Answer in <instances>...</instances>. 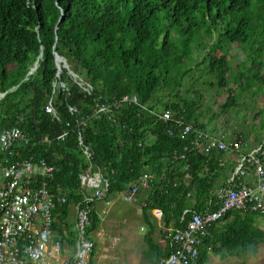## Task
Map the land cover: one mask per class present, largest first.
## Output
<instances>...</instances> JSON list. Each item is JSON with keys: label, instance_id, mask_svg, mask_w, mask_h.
<instances>
[{"label": "trees", "instance_id": "16d2710c", "mask_svg": "<svg viewBox=\"0 0 264 264\" xmlns=\"http://www.w3.org/2000/svg\"><path fill=\"white\" fill-rule=\"evenodd\" d=\"M224 43L234 45L235 62L218 53ZM54 52L92 88L82 91L62 71L66 87L55 93L51 114L44 105L56 72ZM34 63L36 69L27 75ZM202 65L212 78L209 85L229 92L224 110L247 92L264 97V0H0V91L6 90L0 98V130L17 126L27 135L15 146V158L43 157L53 165L44 180L53 194L65 196L56 204L59 214L52 226L57 234L65 231L62 224L67 227L69 208L86 193L79 173L90 165L107 183L99 200L110 202L138 178L145 163L151 164L154 178L140 192L147 198L141 213L148 224L143 240L156 260L169 249L161 251L150 236L156 229L149 220L153 208L164 225L179 228L190 216H182L184 209L203 212L209 199V208L217 207L216 178L227 164L218 162L217 153L201 154L188 146L175 122L152 113L169 107L183 124L214 126L200 109L201 91L194 99L183 91ZM99 95L112 101L135 95L138 104L122 102L111 113L94 115ZM97 202L89 212V231L100 221ZM261 213L227 211L209 228L195 264L206 262L208 248L224 258L264 241L254 217Z\"/></svg>", "mask_w": 264, "mask_h": 264}, {"label": "built area", "instance_id": "2783aa9c", "mask_svg": "<svg viewBox=\"0 0 264 264\" xmlns=\"http://www.w3.org/2000/svg\"><path fill=\"white\" fill-rule=\"evenodd\" d=\"M69 72L84 91L91 90V85L87 81ZM64 86V82L57 76L52 82V95L44 106L46 112L54 113L53 95L58 88ZM2 95L3 93H0V97ZM126 100L135 102L136 98L123 96L110 103L100 102L93 108L92 114L111 113ZM68 109L75 111L72 107ZM152 113L164 122H175L180 127L179 136L185 137L186 144L196 148L199 153L233 152L237 160L233 172L221 181L223 186L218 187L215 209L209 208L212 203L209 199L207 208L203 212L188 208L183 210L182 216L184 214L190 216L182 227L164 228L169 252L159 260L158 264H195L199 247L210 234L209 228L217 225L227 211L230 209L264 211V135L254 146L244 149L245 142L242 141V136L230 127L221 126L220 123L204 128L192 126L190 123L183 124L181 117L175 118V112L169 107ZM87 118L81 116L80 120L85 121ZM18 132V129L13 127L3 128L0 131V152L7 154L0 160V264H54L55 262L56 264H93L92 236H101V231L88 230L89 212L92 203L101 195L102 182L104 187L107 185L100 170L90 165L79 173L80 185L88 188L89 192L76 205L73 256L60 258L62 245L59 238L53 234L52 223L58 214L56 204L64 203L65 196L52 194L43 179L54 170L53 165L47 163L44 158H38L36 161L31 157L10 161L8 156L13 155L15 146L27 139L25 133L19 136ZM168 132L172 133V130ZM78 133V141L81 143V135L80 132ZM82 151L87 158L90 156L86 147ZM38 176L42 177V180H39ZM153 178L151 164L145 163L143 171L129 189L120 193L121 198L133 201L137 190L146 187ZM32 182H36L37 185L32 187ZM153 213L164 225L159 209H154Z\"/></svg>", "mask_w": 264, "mask_h": 264}, {"label": "rangeland", "instance_id": "374dc122", "mask_svg": "<svg viewBox=\"0 0 264 264\" xmlns=\"http://www.w3.org/2000/svg\"><path fill=\"white\" fill-rule=\"evenodd\" d=\"M234 48V45H227V43H224L218 50V53L226 54L227 59L232 63L237 60V58H235L236 55H234ZM240 57L241 56H239V58ZM244 63L245 62L242 64ZM230 67L235 68L234 65H231ZM206 69L207 66L202 65L201 70L199 69L197 72H192L194 73L192 74V80L185 81L183 86V91L186 92L185 94H188L190 98L194 99L198 94V91H201L203 97L201 98L200 109L204 112L205 120L209 118L210 124L215 121V119H219L220 117L224 118V116L232 114L231 117H234H230V120L234 126H225V123L224 126L230 128H235L236 126L241 129V131L247 133V136H251L254 142L258 141L261 134L260 130H264L263 93L259 92L255 94L247 92L237 99L236 106H230L227 110H224L221 104L229 96V92L222 87H219L216 90L210 86L209 81L212 78L208 77L205 73ZM203 79L206 80V85L200 84ZM231 89L233 94L238 92L236 84H231ZM260 111L262 112L261 118H255L254 114L260 113ZM253 124H255L254 127ZM97 205L99 208L105 209L106 212H104L103 215H98L100 221L96 230L101 231V236L97 235L96 238L97 242L94 264H147V260L143 258L145 253H149V248L143 241L145 232L139 230L137 227L130 229V227L125 224V221H122V217L117 214L118 212H116L119 206L125 207L124 210L128 212L130 207L134 204L120 201L113 196L110 197L108 205L102 200H99ZM254 217L255 224L264 230V213L254 215ZM115 221L119 223L118 228H115ZM158 226L163 229L160 220ZM115 232H120L121 234L118 237V240L116 239L117 236H115ZM124 232L129 233V235H125ZM131 232L133 233V240L129 237ZM144 247H146L145 252L143 249ZM218 256V253H208V258L204 264H264V241L255 246H251L249 249L228 255L223 260Z\"/></svg>", "mask_w": 264, "mask_h": 264}, {"label": "crops", "instance_id": "0c3cea01", "mask_svg": "<svg viewBox=\"0 0 264 264\" xmlns=\"http://www.w3.org/2000/svg\"><path fill=\"white\" fill-rule=\"evenodd\" d=\"M231 115H226V116H224V118L220 117L219 119H215V121H213V124L220 123L221 126H224V123H225V126H229V125L234 126L232 124V121L230 120ZM261 116H262V112L260 111L259 117H261ZM233 117H231V118H233ZM254 126H255V124H253V127ZM236 128H237V132L239 134H241V136H242V141L245 142V144H243V148L244 149H248V148L254 146L261 139V137L264 135V130H260L261 134L259 136V139H258V141L254 142L252 140L251 136H247L248 135L247 133H245L244 131H241V129H239L238 127H236ZM220 157H221L220 164L221 165L227 164V166L225 167L224 172L222 174L220 173V175H218V177L216 178V185H217L216 189L218 187H220L221 185H223V183H221V181L223 179H226L227 177L230 176V174H231V172L233 170L234 164L236 162V158H235V155L233 153H225V154L220 155ZM221 176H223V178H221ZM144 188H147V187H141V188L138 189V193H137V196H136V197H139L138 201H137V198H136V200L134 202H128V203H133L134 204L133 206L130 207L128 212H126L124 210L125 207H123V206L122 207L119 206L118 210H116V212H118L117 214L120 217H122V221H125V224L127 226H129L130 229H133V228L137 227L139 230H143V232L146 233L147 230H148V224L145 222V220L142 217L141 208L145 204L147 198H146V196L144 194L140 193L141 190H143ZM115 198H117L120 201H123V199L120 197L119 193H117ZM106 205H108V204H106ZM96 209H97L96 210L97 214L99 216L101 214L103 215V213L106 212L105 209L99 208L98 205L96 206ZM154 209H156V208H153L149 212L150 213L149 214L150 215L149 216V220L152 217L153 221L156 223L155 224L156 229H155L154 232H152L150 234V236L152 238L153 243H155L160 248L161 251H164L167 248L169 249L168 242H167V240L164 237V228L167 227V226L166 225H162L163 229H161L158 226L160 219L158 217L154 216V213H153ZM75 216H76V205H72L69 208L68 214H67V217H68V219H67V222H68L67 223V227L65 226V224H62V226H61V228L63 230H65V231H62V233L60 232V234H57V231L56 232L54 231L56 236L61 240V243H62V256L63 257H72L73 253H74V248H73V238H74L73 226H74ZM118 227H119V223L115 221V228H118ZM96 229H95V231H96ZM124 233H125V235H129V233H127V232H124ZM120 235H121L120 232H115V236H117L116 237L117 240H118V237ZM132 235H133V233L131 232V235L129 236L131 238V240H133L132 239ZM95 237H97V235ZM143 249H144V252H145L146 251V247H144ZM117 252H120V251H117ZM210 252L211 251L208 248L207 249V253H210ZM165 256L160 257L159 260L161 258L165 257ZM143 258L147 260V264H158V262H159V260H156V256L151 251V249H149V253H147V254L145 253V255H143ZM225 258H226V256L224 258H220V259L223 260Z\"/></svg>", "mask_w": 264, "mask_h": 264}, {"label": "bare ground", "instance_id": "6f19581e", "mask_svg": "<svg viewBox=\"0 0 264 264\" xmlns=\"http://www.w3.org/2000/svg\"><path fill=\"white\" fill-rule=\"evenodd\" d=\"M54 54H55V66H56V72H55V76H54V79L52 80V82L57 78V76H58V78L61 80V81H63L64 82V84H65V86L63 87V88H65L66 87V83H65V81L61 78V72L62 71H65V73L70 77V79L82 90V91H84L75 81H74V79H73V77H72V75H71V73L69 72V71H71L72 73H74V74H76V75H78L79 77H81L83 80H85V81H87L83 76H81L80 74H78V73H76L72 68H70L69 67V65L67 64V61H66V59L64 58V57H61V56H59L56 52H54ZM36 67H37V64L36 63H34L29 69H28V71H27V75H31L32 73H33V71L36 69ZM31 70V72L29 73V71ZM52 82H51V92H52ZM88 82V81H87ZM89 83V82H88ZM90 84V83H89ZM91 85V84H90ZM91 88H92V85H91ZM60 89H62V87H60V88H58L57 90H56V92L58 91V90H60ZM91 91V90H90ZM89 91V92H90ZM6 91H2V92H0V93H3V95H4V93H5ZM55 92V93H56ZM84 92H86V91H84ZM89 92H86V93H89ZM55 93H54V95H53V98H52V104H53V101H54V98H55ZM3 95L1 96V97H3ZM52 94H50L49 95V98H50V96H51ZM124 96H128V95H124ZM132 96H135V95H131V96H128L129 98H131ZM0 97V98H1ZM123 97V96H122ZM121 97V98H122ZM48 98V99H49ZM121 98H119V99H121ZM135 98H136V96H135ZM116 100V99H115ZM115 100H113V101H115ZM48 101V100H47ZM112 100H108L107 98H105L104 100H103V98H101V96L99 95L98 96V99H97V101L95 102V106L93 107V108H95L96 107V104H99L100 102H108V103H110V102H113ZM123 102H131V103H135V104H138V101H137V98H136V101L135 102H133V101H123ZM47 103V102H46ZM122 103V102H121ZM45 106V105H44ZM53 109H54V106H53ZM45 111V110H44ZM46 112V111H45ZM54 112H55V109H54ZM47 113H50V112H47ZM104 113H106V112H104ZM51 114H54V113H51ZM13 128H17L18 129V135L19 136H22L23 134H21V132H20V130H19V127H17V126H13ZM2 130V129H1ZM0 130V131H1ZM180 137V136H179ZM181 138V137H180ZM182 139L183 140H187L185 137H182ZM24 140H26V139H24ZM23 140V141H24ZM215 153H217L218 155L216 156L217 157V159H218V162L220 163L221 162V157H220V155H222V154H224L223 152H215ZM228 153H233V152H228ZM212 153H209V154H206V155H211ZM234 154V153H233ZM85 155V154H84ZM235 155V154H234ZM4 156H7V154L6 153H1L0 152V160H1V158H3ZM86 156V155H85ZM9 157V159H10V161H14L15 159H25V158H15L14 157V153H13V155L12 156H8ZM180 157L182 158V157H184V155L183 154H181L180 155ZM40 158H43V157H40ZM87 158V157H86ZM38 159V158H37ZM36 159V160H37ZM36 160H33V161H36ZM236 164H237V160H236V162H235V164H234V167H233V170H234V168H235V166H236ZM233 170H232V172H233ZM82 172V171H81ZM80 172V173H81ZM231 172V173H232ZM101 173V172H100ZM47 176H49V175H47ZM46 176H44L43 177V179L45 178ZM103 178V177H102ZM160 178H161V176H160ZM38 179L39 180H42V177H40V176H38ZM80 180V179H79ZM103 181H105L104 180V178H103ZM106 182V181H105ZM34 183H36V182H34ZM33 182L31 183V186H32V184H34ZM132 184H130L128 187H127V189H125V190H123V191H120L119 192V194L121 193V192H124V191H127L128 189H129V187L131 186ZM48 186V185H47ZM81 186V185H80ZM107 186V185H106ZM105 186V187H106ZM223 186V185H222ZM32 187H34V186H32ZM82 187V186H81ZM105 187L103 186V182H102V188H101V195L93 202V203H96L99 199H101V197L103 196V192H104V189H105ZM147 187V186H146ZM82 188H84L85 190H86V193L83 195V197H82V199L84 198V196L89 192V189L88 188H85V187H82ZM218 190V189H217ZM51 191V190H50ZM137 193H138V190H137V192H136V194H135V199L133 200V201H126V200H124L123 199V201H125V202H134L135 200H136V196H137ZM216 193H217V191H216ZM53 194V193H52ZM54 195H58V194H54ZM60 195H63V194H60ZM121 197V196H120ZM82 199L80 200V201H82ZM79 201V202H80ZM106 204H109V201H106L105 202ZM62 204V203H61ZM77 205V204H76ZM56 208V207H55ZM230 210H240V209H230ZM59 214V213H58ZM75 218H76V216H75ZM55 220H56V217H55V219H54V222H55ZM53 222V223H54ZM75 222V221H74ZM53 223H52V225H53ZM52 230H53V234H54V236L56 237V234L54 233V229H53V226H52ZM88 230H89V228H88ZM90 231H93V230H90ZM95 231V230H94ZM96 235H93L92 236V240H93V244L95 245V242L97 241V237H95ZM60 240V239H59ZM61 241V240H60ZM61 245H62V243H61ZM94 246H93V250H92V263L94 264ZM60 258H63V256H62V249H61V254H60ZM69 258H71V257H69ZM54 264H56V262L54 263Z\"/></svg>", "mask_w": 264, "mask_h": 264}, {"label": "clouds", "instance_id": "9594fccd", "mask_svg": "<svg viewBox=\"0 0 264 264\" xmlns=\"http://www.w3.org/2000/svg\"><path fill=\"white\" fill-rule=\"evenodd\" d=\"M236 130V129H235ZM236 133H238L237 131H235ZM239 134V133H238ZM239 135H241V134H239Z\"/></svg>", "mask_w": 264, "mask_h": 264}]
</instances>
